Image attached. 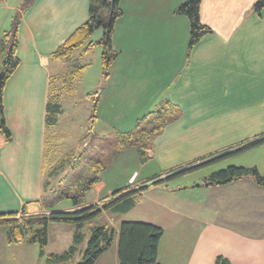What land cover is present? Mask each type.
<instances>
[{
  "label": "crops",
  "instance_id": "crops-1",
  "mask_svg": "<svg viewBox=\"0 0 264 264\" xmlns=\"http://www.w3.org/2000/svg\"><path fill=\"white\" fill-rule=\"evenodd\" d=\"M185 1L121 0L123 14L113 34L118 56L98 92L96 118L89 117L92 129L95 122H105L109 111L115 118L114 109L127 102L131 117L118 114L117 120L133 118L138 109L139 121L166 101L178 109V116L146 152L143 165L152 167L149 175L141 180L136 170L130 184L166 176L264 135V8L257 12L258 0H202L201 22L212 32L191 47L189 19L176 12ZM3 2L0 9L7 8L10 14L20 8ZM90 2L36 0L22 14L17 47L20 63L3 92L11 140L0 137V214L23 219L74 207L49 209L42 200L47 104L51 90V97L62 107L57 125L51 128L54 155L72 153L79 160L80 145L70 143L69 149H61L72 140L61 125L62 89L74 79L65 78L70 70L65 71L64 63L69 60L53 58V54L88 21ZM55 81L61 82V89H56ZM103 130L100 135L95 132V137L103 136ZM87 136L88 130L78 139ZM253 149L261 151L256 156L264 161V145ZM256 166L264 175L260 163ZM204 178L192 184H175L186 179L177 178L152 186L128 212L107 211L97 217L116 230L110 247L115 245L114 264H120L118 233L124 221L150 223L164 230L158 252L161 264H215L220 255L231 264H264V186L251 176L220 185H205ZM91 190L97 195L93 201L86 198L88 205L116 191L103 179ZM62 224H50L48 234L50 227L60 229ZM23 241L9 242L7 228L0 225V264L18 260ZM84 251L81 248L82 255Z\"/></svg>",
  "mask_w": 264,
  "mask_h": 264
},
{
  "label": "trees",
  "instance_id": "trees-1",
  "mask_svg": "<svg viewBox=\"0 0 264 264\" xmlns=\"http://www.w3.org/2000/svg\"><path fill=\"white\" fill-rule=\"evenodd\" d=\"M4 0H0V3ZM36 0H24L19 10L13 16L12 25L9 30L4 31L0 37V137L4 136L11 140V132L7 127L4 113L3 92L8 79L19 66L17 56L18 30L22 19V14L26 12ZM202 0H186L176 12L188 17L190 22V45H196L205 35L212 32L211 28L201 22L200 7ZM264 8V0H258L255 9L261 12ZM123 14L121 0H91L90 14L86 23L80 26L71 37L59 47L53 54V58L72 60L75 52L88 53L96 46L103 48L102 62L105 74L108 76L110 66L118 56V52L113 47V34L115 23ZM102 31V36L98 40H92V35L97 31ZM85 65H80L69 71L65 78L75 80L85 70ZM97 101L93 105V112H96ZM61 105L51 96L47 104V131L55 127L58 123V115L61 113ZM92 119L96 118V114ZM178 116V109L170 102H162L153 111L141 118L133 132L123 134L124 140L119 143V147L124 145H134L138 147L141 162H146V152L153 147L154 138L162 132L170 121ZM45 141V170L51 177L57 176L66 167L76 168L74 154L54 155L53 146L55 137L48 131ZM264 145V135L253 140H248L242 144L219 152L209 158L197 160L192 164L168 173L166 176H153L141 182L129 184L124 188L115 191L113 194L103 197L100 203L88 205L86 193L93 189L101 181L95 172L96 166L92 168V178H86L84 169L77 172L78 177L74 178L72 184H68L66 190L60 194V199H71L73 209L60 212L50 211L47 214L36 215L29 218H16V214H0V225L7 228V238L9 242H18L28 237L30 243H37L40 246L41 255L46 254L49 241L48 227L52 223H65L75 226L73 244L62 254H50L48 260L61 263L72 259L77 252L78 246L84 239L82 229L87 224L104 212L110 211L114 214H123L131 210L139 201L143 193L150 187L164 184L177 179L180 176L192 173L205 166L219 162L228 157L236 156L253 148ZM118 146V145H117ZM103 170H104V166ZM48 168V169H47ZM251 176L259 185L264 186V176L257 167L228 166L225 169L212 173L204 178L205 185L227 184L233 180ZM71 181V180H70ZM69 181V182H70ZM49 181H44V195L47 194ZM55 193L51 189V194ZM44 198V197H43ZM42 198V200H44ZM59 199V200H60ZM45 204V202L43 201ZM47 206V205H46ZM55 207L51 203L49 209ZM92 235L88 241V246L83 253V257L78 264H97L98 259L110 249L116 237V230L109 224H101L92 227ZM164 230L154 224L124 221L120 224L118 233V257L120 264H161L158 261L160 240ZM215 264H231L224 256H218Z\"/></svg>",
  "mask_w": 264,
  "mask_h": 264
},
{
  "label": "rangeland",
  "instance_id": "rangeland-1",
  "mask_svg": "<svg viewBox=\"0 0 264 264\" xmlns=\"http://www.w3.org/2000/svg\"><path fill=\"white\" fill-rule=\"evenodd\" d=\"M23 1L24 0H7L6 3L10 6H21ZM13 16L14 14H10L9 9H0V37L4 34V31L11 28ZM101 35L102 32L97 30L92 35L91 39L98 40ZM102 56L103 48L98 45L89 54L80 55L76 53L72 60L64 63L66 68L65 71H72L80 65H87V69L82 76H79L72 84H69L67 87L65 86V89H62V95L64 97L62 98L63 113L61 125L63 128L62 130L70 132L69 134L72 136V140H69L66 143V146L63 144L61 149H65V147L69 149L70 143V145H75V147L80 145L81 148L77 151L79 160H75L76 168L74 170H71V167H66L55 177L49 176L48 171L45 170L44 178L49 181V184L47 194L43 195V201L47 207H51V203L57 208H64L73 205L71 199L61 200L60 194L66 190L68 184H72L74 178L78 177L77 172L80 173V171L84 169L86 174L85 177L92 178V168L94 165L97 170L95 173L103 179V182L110 187V189H116V191L130 184L128 182L129 178L136 170H139L137 175L140 174L139 178L142 180V178L149 175V172L152 169L151 166H144V163L141 162L138 147H135L134 145H124L119 147V143L124 140L122 133L135 131L138 122L136 118L139 115L138 109L134 112L135 114H133V118L116 119L118 114L123 117H131V103L127 102V104L118 105L117 109H114L116 112L115 118L112 117L110 111L107 112L105 122H95V127L92 129V120L90 121L89 117L90 115H93V105L96 101L98 104V92L102 89V83L105 84L107 78L103 67ZM55 86L56 89L62 88L60 81H55ZM68 90H72V94L71 92H68ZM87 93H90L89 97L86 95ZM103 104L104 103H102V106L104 107ZM159 105L160 103L156 106L158 107ZM123 108H125V111H122ZM94 114L97 115V110ZM119 127H122V129ZM102 128L105 129L103 130L105 134L96 138L95 132L100 135ZM87 130V139L83 141L79 140L78 135ZM48 131L51 132V129H48ZM48 131L47 135L49 134ZM257 152L261 151H259V149H251L239 155L228 157L192 173L178 177L186 179H179L180 181H177L175 184H192L195 183V181H199L201 178H206L212 173L232 165L239 167H253L256 166V163H260L264 171V161L257 158ZM102 166H104V170ZM261 175L264 176L263 174ZM51 189H54L55 193L53 192L51 194ZM96 195L97 193L95 191L89 190L86 194V198L88 201H93ZM103 196H105V194L101 195V197ZM101 224L102 222L99 218L87 222L82 229L84 239L78 246L74 258L71 260L61 263L48 260L50 254H62L73 244L75 226L62 224L61 226H63V228L60 229L55 225H53L55 226L53 229L50 227L49 245L45 255H41L40 246L38 244H30V242H27L29 235L23 239L24 241L22 242V245H20L21 247L18 248V260L14 262L12 261L10 264H77V260L80 261L83 257L81 248L86 250L88 246V241L92 235V227ZM115 257L116 251L114 245L99 259L97 264H114Z\"/></svg>",
  "mask_w": 264,
  "mask_h": 264
}]
</instances>
